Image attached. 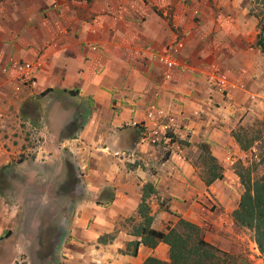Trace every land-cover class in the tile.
<instances>
[{
	"label": "crops",
	"instance_id": "0c3cea01",
	"mask_svg": "<svg viewBox=\"0 0 264 264\" xmlns=\"http://www.w3.org/2000/svg\"><path fill=\"white\" fill-rule=\"evenodd\" d=\"M253 11L246 0H0V167L21 151L16 124L32 107L43 138L32 163L63 164L66 154L90 165L84 180L94 203L69 209L66 245L74 249L66 253L63 244L62 264L167 261L164 243L121 253L139 240L127 230L99 241L118 218L137 214L147 182L170 211L154 204L153 229L183 218L208 243L231 248L242 190L228 167L247 164L264 142L263 132L242 149L234 137L247 122H264V52ZM170 48L177 67L166 76L157 56ZM12 60L42 62L33 86L16 80ZM202 143L223 168L210 185L192 163Z\"/></svg>",
	"mask_w": 264,
	"mask_h": 264
},
{
	"label": "rangeland",
	"instance_id": "374dc122",
	"mask_svg": "<svg viewBox=\"0 0 264 264\" xmlns=\"http://www.w3.org/2000/svg\"><path fill=\"white\" fill-rule=\"evenodd\" d=\"M246 1L251 2L253 7L256 6L255 10L264 12L262 1ZM24 113L27 120L17 122L16 135L19 140L15 141L22 145V149L14 155L11 162L0 167V234L4 235L3 239H0V264H62L63 256H67L63 255V244L66 253L73 248L66 245L71 220L69 209L87 202L92 205L94 203L89 193L92 187L84 177L88 174L90 165L82 156L68 157L66 154L62 157L63 164L41 163L40 161L44 160L42 157L33 164L32 161L43 141L39 135L42 126L39 123L40 113L33 107L27 108ZM240 128L241 130L238 128L237 131L244 132L249 138L264 132V122L257 119ZM260 146L254 155L247 159V164L228 167L229 173L236 175L239 182V174L250 175L251 179L263 175L264 142ZM198 156L199 154L192 155V163L198 175L205 177L206 164L203 165ZM3 166L7 167L2 170ZM83 166L85 168L81 169ZM67 169L73 173L77 186L72 185L73 178H68ZM240 185L243 191V186L241 183ZM106 194L103 191L97 200L103 203L102 198L109 196ZM147 202L151 210L154 204L161 203L155 197L149 198ZM162 204L165 205L166 200ZM139 221L138 214L120 217L115 221L114 231L108 235H118L119 231L124 230L131 232ZM91 222L92 219L89 223ZM236 231L237 237L231 248L221 249L231 256L228 264H264V258L255 244L253 231L238 226ZM120 252H128V248H122ZM159 254L162 256L161 252Z\"/></svg>",
	"mask_w": 264,
	"mask_h": 264
},
{
	"label": "trees",
	"instance_id": "16d2710c",
	"mask_svg": "<svg viewBox=\"0 0 264 264\" xmlns=\"http://www.w3.org/2000/svg\"><path fill=\"white\" fill-rule=\"evenodd\" d=\"M257 1V0H255ZM261 3L264 6V0ZM256 3V2H255ZM252 15L258 20L257 46L264 52V12L255 10ZM70 127H75L71 124ZM241 130V128H239ZM240 130L234 133L237 143L242 149H247L252 145L260 134L247 138ZM244 131V130H243ZM200 154L198 159L206 164V176L202 177L206 185H210L215 180L223 179V168L210 153L207 144L199 145ZM3 166L1 169H5ZM71 173V172H70ZM70 178H73L71 174ZM243 191L240 195L237 208L232 213V218L236 226L247 228L254 233V241L260 254L264 258V173L256 179H251L250 175H238ZM76 181L72 179V185ZM156 195L153 184L147 182L141 187V201L137 207V214L140 221L133 226L131 235L139 240L131 241L127 248L132 246L131 255L137 254L139 245L154 249L158 244L164 243L168 246V260L164 261L154 256L147 257L143 264H228L230 255L218 247L208 243L204 238L202 229L183 218H179L173 227L165 230H155L152 228L153 216L148 199ZM109 202L113 196L109 197ZM160 207L166 212H170L167 205L160 203ZM1 239V238H0ZM113 236L104 235L99 238L100 242H107Z\"/></svg>",
	"mask_w": 264,
	"mask_h": 264
},
{
	"label": "built area",
	"instance_id": "2783aa9c",
	"mask_svg": "<svg viewBox=\"0 0 264 264\" xmlns=\"http://www.w3.org/2000/svg\"><path fill=\"white\" fill-rule=\"evenodd\" d=\"M264 36V35H263ZM93 50L96 47H92ZM157 60L161 63L167 71L166 76H169L168 71L177 67L176 61L174 59L173 48H170L168 52L158 55ZM42 68V62L40 60H36L34 62H19L12 60L11 61V69L15 72V78L21 85L31 87L34 85L35 75L39 69ZM217 90L223 95L227 92L229 82L228 78L225 75H221L220 78L216 82ZM19 90V87L16 88ZM151 116V112L149 113ZM169 127L163 126L162 130L164 131V135L168 132Z\"/></svg>",
	"mask_w": 264,
	"mask_h": 264
}]
</instances>
